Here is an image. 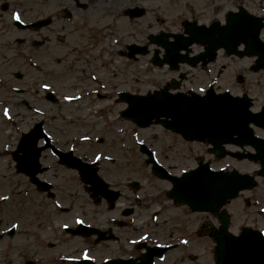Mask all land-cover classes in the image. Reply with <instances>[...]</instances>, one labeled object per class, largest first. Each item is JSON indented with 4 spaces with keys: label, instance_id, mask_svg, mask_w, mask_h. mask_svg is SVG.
<instances>
[{
    "label": "flooded vegetation",
    "instance_id": "1",
    "mask_svg": "<svg viewBox=\"0 0 264 264\" xmlns=\"http://www.w3.org/2000/svg\"><path fill=\"white\" fill-rule=\"evenodd\" d=\"M134 3L136 4V2ZM135 4H132L130 0L104 1L99 7L95 5L91 7L92 13L94 12L93 15L96 14L95 19L93 16L88 17L86 14H83L82 17L81 14L82 22L79 20L77 23L72 24L69 23V20L65 19L67 15L64 10H69L70 18L75 12L83 11V3L79 0H0V15L8 17L9 22V24H0V31L13 30L16 33H28L40 39V43L34 45L37 47L43 46L41 48L45 49L46 41L51 38V32L64 33L74 30L76 35L77 32L85 31L87 37L99 36V30L105 29L106 25L104 22L108 18V15H106L105 19L99 18L98 8L110 11L117 7L121 11V15L117 16L116 21H119L121 18L126 19V21L136 20L128 16L130 15L129 13L128 15L126 13L128 6H136ZM87 10L89 9H85V11ZM13 13L19 16L22 26H32L45 20H49V24L39 29H19L13 22ZM87 32H91V34ZM109 37L110 35L107 39L101 41L93 39L85 40L84 44L79 47V51H76L77 54L87 55L88 58L91 56V53L97 52L93 58L99 59L101 62L107 61V66H110L113 70L108 72L110 78L105 83V86L100 83L101 91L92 90L91 86L86 85L83 88H78V92L81 101L93 103L94 101H92L91 97H95L104 103L110 102L112 108L118 107L121 110L124 106L117 102L116 95L120 92L129 91L130 71L128 68L130 69L131 62V60L124 58L121 54L122 52L125 54V47L131 41L127 42L126 39H115V43H113ZM136 40H132V42L137 44L145 42ZM92 45L93 47L89 48ZM81 48H86L87 50L81 51ZM149 50L148 55L140 56L133 61L137 62L140 60L141 64H144V73H146V68L150 67L147 61L150 54H152V48ZM68 53H71V51ZM62 54H60V57H62ZM115 56L122 62L121 67H116L113 64L116 61ZM76 58V62H80L83 59L82 56H76ZM104 58L105 60H103ZM225 59L226 54L220 51L214 63L208 66L217 69V72L209 70V82L207 85V87L212 86L217 93L221 92L218 90L220 84L217 83V80H219L225 71ZM4 61L7 60L4 58ZM11 61L13 59L8 60V62ZM85 63L86 65L81 66V71L75 74V76L78 75L77 79L79 80H88L89 77L87 76H91L92 74L91 71L87 70L89 68L86 61ZM206 68L207 66L197 69L202 71ZM150 69L161 72V81L158 87L173 85L179 87L178 89L181 92H184L190 90L188 85H192L195 80L193 71L196 68L193 70L185 65L178 66L176 70H171L166 66L160 69L150 67ZM97 74L99 73L96 72ZM242 78L240 81L245 82V79ZM142 79V75L139 74L137 83L143 81ZM7 81L8 83L3 81L6 85L5 87L0 82V90L2 91V96L7 101L5 104L9 107L12 120L14 119L13 115H18L17 110L20 105L29 113L37 112V115H33V118L36 117L37 119H24L19 122L24 125L25 130L17 132L16 142L20 134L27 132L38 122H42L43 130L49 139L48 142L55 149L62 153L70 152L73 158L71 159L72 162H76L74 159L89 162L81 151L82 144L77 142L78 135L69 134L66 131L70 126L64 123L65 121L63 120L62 122L43 116L46 110L40 108L38 102H47L45 100V93L50 91V89L27 88L28 86L23 89L12 88V80L7 79ZM252 87H254V84L250 79L241 94L247 93ZM192 90L195 91V89ZM19 96L21 99H18ZM40 110H43L42 114L38 113ZM17 123L18 120L16 121ZM13 124L15 125L14 122ZM256 130L261 134H255L258 137L264 138V132ZM102 136H106L104 131L102 132ZM17 143L14 145V150L18 147ZM100 143H104V138H101ZM35 149H38L39 152V166L36 165L34 167L36 179L39 182L50 185L49 192L53 191L55 195L51 196V193L40 194L36 192V187H34L32 182L26 175L19 172L17 164H13L11 171L15 179V183L13 184L14 198L19 194L16 192L17 189H20L23 192L31 191L34 195L39 196V202L27 201L23 203L15 201L12 206L11 216L5 220L3 217L11 207L8 208L0 205V261L4 257L7 259L8 264H74L75 261L81 259L82 248H79V246L84 243L87 246L90 259L96 264L113 260H133L138 264L145 258L144 254L147 248L155 246L165 247L167 250L160 259H154V264H189L193 262L191 250L195 235H198L202 231L200 237L209 239L207 234H203L204 230L218 227L217 218L205 213L198 222L199 226L196 230L195 225H193L195 214L189 212L184 207H177L176 204L166 198V192L169 188L166 182L163 181L167 186H161V189L156 190H147L140 180H136L139 184L133 186L129 184L131 180L127 178L125 170L122 171L121 177L116 176L112 179L103 177L108 187L102 190L103 194H101V191H98L97 196L92 200L84 191L82 179L77 175L76 171L69 168L68 164H60L58 157L52 154L50 145L38 140ZM69 149H73V151H69ZM100 168L101 163L99 162V171ZM115 192H118L117 198H115ZM82 196L85 197L90 205V210L88 211L90 216L80 211L81 215L79 219L83 221L84 226H88L94 230V234L90 237H72L67 234L63 236L60 229H58V225H53L56 221L50 219L51 215L34 214L35 207L39 208L42 213L46 211L50 214L52 210L56 209V200L59 203L66 202L71 206L80 200ZM29 203H32L33 206L28 209L30 210L29 213L21 214L19 208L26 205L29 206ZM178 208L187 210L192 219L185 220L186 218L177 213ZM59 209L64 213L70 210L69 207H60ZM13 223L18 225L14 230L12 229ZM75 225H71V227H75ZM51 236L53 237L52 240L49 239ZM66 237L67 239H65ZM141 237H147V239H141ZM182 240L187 241V243L182 244ZM68 242L69 244H67Z\"/></svg>",
    "mask_w": 264,
    "mask_h": 264
},
{
    "label": "rangeland",
    "instance_id": "2",
    "mask_svg": "<svg viewBox=\"0 0 264 264\" xmlns=\"http://www.w3.org/2000/svg\"><path fill=\"white\" fill-rule=\"evenodd\" d=\"M82 5L83 11L75 12V16L72 17L71 22H78L81 19V14L86 13L85 9L95 6H101L103 0H79ZM140 1V0H139ZM136 2V0H135ZM142 2V0H141ZM146 7L145 17L136 22L141 24V28L138 26L135 28L130 26L131 38H135V35L132 34V29L141 31L142 33L154 34L161 30L170 32V33H179L182 31V24L185 20L197 21L199 24H209L211 20L220 21L228 11L234 9L238 5L245 7L250 13L264 17V0H146L144 3ZM99 18L105 19L108 15V20L106 24L107 27L113 30L114 33H124L122 28H118L123 24V20L119 19L116 21L119 13L117 8L111 9V11H104L103 8H98ZM91 10V9H90ZM88 16L95 15L92 13H87ZM93 23V22H92ZM0 24H9L8 17L0 15ZM91 34V32H87ZM65 34V35H64ZM51 38L46 41V48L43 49L37 47L34 44L40 43V39L29 35L28 33H16L13 30H1L0 31V82L7 81L11 79L12 87L23 88V86H29L30 88L36 87L41 88L42 85H47L51 91L60 98V103L58 105H51L47 102L40 101L39 106L43 110H46L43 113L45 118L56 119L59 121L69 122L70 125H73L70 128H67L69 134H77L78 142L82 144V152L90 156V160L96 154L101 156H109L110 159L104 160L101 159V174L104 177L112 179L113 177L122 176V171L125 170L127 178L140 180L142 185L147 190H156L161 189V186H166L164 183L158 182L155 180L147 167L143 166V158L137 151L138 141L146 142L153 150L156 159L163 165L170 166L174 169L173 173L180 174L183 171H186L189 168L195 166L198 158L202 155L207 159L206 149L204 145L201 144H186L183 143L175 135H172L159 126H152L147 130H135V128L123 121H117L118 119L115 116L116 110L118 107L111 108L110 105L109 113L105 114V109L102 107L103 103H98V99L95 97L92 98L93 103L88 101H81L80 99L75 103L66 102L64 100L65 96H78V88H83L86 85L92 87V90L101 91L100 83H106L109 81L110 75L108 72L113 71L112 68H107L106 71L101 72V67L99 59L93 58L97 52L91 53L88 58L87 55L77 54L76 51H79V47L82 46L85 42V37H87L85 31L74 32H64L59 34L58 32H51ZM262 39H264V29L261 34ZM66 40L65 43H61ZM138 41L145 39V34H140ZM90 46L89 48H92ZM99 47V45H98ZM88 48V49H89ZM86 51V48H81V51ZM71 53H68L70 52ZM195 51V49H193ZM62 54V57L59 54ZM65 53V54H64ZM68 53V54H66ZM76 56H82L83 59L80 62H76ZM3 57V59H1ZM4 58L8 61L13 59L9 63L4 62ZM87 62L88 71L92 72V75L88 80H79L77 79L78 75L75 76L78 72L81 71V66L86 65ZM250 60H238L235 58H229L225 62V71L217 80V83L220 84V91L228 90L231 94L235 95L240 93L242 90V85H246L245 82L240 83V86L236 84L235 77L238 74H246L249 72L247 69ZM116 67H121V62H115ZM145 66L140 62L135 64L130 63V74L137 75L140 74L142 77L146 76L147 85H145L144 91L151 89V84L153 81H156V84H159V79H154L156 75L159 76L160 73H157L154 70L146 68V73H144ZM212 71L217 72L216 68H210ZM96 72L99 73L96 75ZM208 72L209 69L206 68L202 71L196 69L193 71L195 73V80L192 85H188V88L195 89V91H200V89H205L208 84ZM247 78L253 79L255 84L254 89L249 93L255 99V108L264 103V76L252 75L250 73ZM96 76V80H92L91 77ZM103 84V85H104ZM199 89V90H197ZM91 90V91H92ZM1 94V90H0ZM18 99H21L19 97ZM7 101L2 95H0V125L3 126V133L0 137V150L5 149L7 146L13 149L16 143V134L19 131L25 130L24 125L19 122L26 120H34L32 115H29L23 110L18 109V115H13L14 119L9 121L8 118L4 119L2 113L3 109L8 107L5 104ZM9 108V107H8ZM98 109V116L95 110ZM40 110V114L42 111ZM93 114L95 116H93ZM108 114V115H107ZM11 115V114H10ZM3 119L6 120L3 122ZM18 123L16 124V121ZM9 121V122H8ZM62 121V122H63ZM104 121L109 122V126H104L102 124ZM15 123V125L13 124ZM105 123V124H106ZM110 134L108 133V131ZM94 131V136L88 135V132ZM102 131L107 132L109 137L106 138L103 145H100V148L97 150L92 148V145L89 143H95L96 138L102 136ZM19 135V133H18ZM87 135L90 141L81 142L80 137ZM108 141V142H107ZM130 142V144H129ZM4 158L3 162H0V196L9 195L8 199L3 202L4 207H11L6 211L3 219H7L11 216L12 206L17 201L12 199V194L14 192L13 184L15 179L12 176L13 163L10 161L9 155H1ZM209 161V160H208ZM227 168L236 169L242 173L253 174L255 170L258 169V166L254 163L247 161H231L227 159L224 161ZM224 164L217 163V165H212L213 167L219 168ZM117 174H113L116 173ZM22 190L17 189V192L21 193ZM34 199H33V197ZM24 203L27 201L38 203L39 199L35 197L34 194H31L30 191L22 193L19 196ZM64 207H70V210L67 214L63 213L60 217L55 215L53 212L50 214L46 211H42L35 207V215H44L50 216L52 221H56L53 225H58V229L62 225L71 226L75 223V219H79L80 211H83L85 214H88L90 210V205L84 196L80 198L74 205H69L66 202L61 203ZM32 203H29V206H23L19 209L21 214H27L32 208ZM264 179H258V185L256 188L252 189L249 192H242L239 194L238 198L230 203L228 206V212L231 217V223L229 229L232 233H237L241 227L249 226L255 229H258L261 232H264ZM177 213L182 215L185 220L192 219L190 213L185 209H177ZM187 214V215H186ZM90 216V214H88ZM193 218V225L195 229L198 226V222L201 220L200 215L196 214ZM49 239H53L51 236ZM67 239V237L65 238ZM69 244V242L67 243ZM66 244V246H67ZM65 246V247H66ZM84 250V243L79 246V248ZM212 247L213 244L209 241L208 238L200 239L195 238L191 254L193 255V262L189 264H212ZM3 257V255H2ZM11 259V257H9ZM9 261V260H8ZM0 264H8L7 259L3 257V261H0Z\"/></svg>",
    "mask_w": 264,
    "mask_h": 264
},
{
    "label": "water",
    "instance_id": "3",
    "mask_svg": "<svg viewBox=\"0 0 264 264\" xmlns=\"http://www.w3.org/2000/svg\"><path fill=\"white\" fill-rule=\"evenodd\" d=\"M262 19L252 20L246 18L241 10L233 14L227 26L221 31L220 36L214 27L209 29L188 28L189 38L176 42L175 55L180 49L196 42L207 45L212 52L220 46L234 48L240 42H246L255 49L249 55L259 56V66L264 67V52L258 50L261 46L258 34L262 28ZM257 49V50H256ZM248 54V53H247ZM147 96H126L128 109L121 113L124 118L138 124L147 126L154 119L163 123L174 132L179 133L184 139L190 141L207 142L212 146L211 152L218 158L224 156L222 146L234 144L240 147L252 146L256 154H238V159L247 158L259 161L261 169L257 176L264 178V141L252 137L248 128L249 123H254L264 128V115H253L248 111V100L236 99L224 93L222 95L198 96L191 94L185 96H169L164 91ZM237 136L236 138H234ZM148 162H153V173L167 178L172 183L170 197L181 205H187L192 211H205L218 215V210L229 200L235 199L239 192L253 189L257 183L253 176L240 174L237 171H213L208 163L200 164L196 169L184 173L180 178L166 175L163 168L157 165L152 157ZM221 227L214 235L212 241L214 264H264V236L250 228H242L239 235L228 232V215L225 211L220 215ZM243 235L239 243L233 244L232 240ZM154 251L148 253L146 264L152 263ZM80 264H92L83 261ZM112 264V263H106Z\"/></svg>",
    "mask_w": 264,
    "mask_h": 264
},
{
    "label": "snow or ice",
    "instance_id": "4",
    "mask_svg": "<svg viewBox=\"0 0 264 264\" xmlns=\"http://www.w3.org/2000/svg\"><path fill=\"white\" fill-rule=\"evenodd\" d=\"M12 19H13V20H19V16H18L16 13H13V14H12ZM113 43H115V41H113ZM91 79H92V80H96V76H92ZM42 87H44V89L47 90V87H48V86L45 84V85H42ZM200 91L203 92V89H200ZM73 99H75V100H79L80 97H78V96H65V97H64V100H65L66 102L71 101V100H73ZM37 111H38V110H37ZM3 115H4L5 118H8V117H9V109H8V108H4V109H3ZM88 139H89V137H88L87 135H84V136H81V137H80L81 142H83V141H87ZM69 151H73V149H69ZM101 159L108 160V159H110V157H109V156H101V155H99V154H96V155H94V158H92L91 162H92L93 164H96V163H98ZM101 194H103L102 187H101ZM7 199H8V197H6V196H0V201H6ZM57 207H59V205H57ZM261 211H264V209H261ZM75 224H77V225H81V224H83V221L77 218V219L75 220ZM17 227H18L17 224H15V223L12 224V229H13V230L16 229ZM64 227L66 228L67 225H65ZM260 235H261V236H264V232L260 233ZM243 238H244L243 235H241V236H240L238 239H236V240H232L231 237H228L227 239L230 240L233 244H236V243H239V241H240L241 239H243ZM141 239H147V237H141ZM181 243H182V244H186L187 241L182 240ZM84 258H85V259L87 258L86 254H85Z\"/></svg>",
    "mask_w": 264,
    "mask_h": 264
},
{
    "label": "bare ground",
    "instance_id": "5",
    "mask_svg": "<svg viewBox=\"0 0 264 264\" xmlns=\"http://www.w3.org/2000/svg\"><path fill=\"white\" fill-rule=\"evenodd\" d=\"M0 162L2 163L3 162V159H1Z\"/></svg>",
    "mask_w": 264,
    "mask_h": 264
}]
</instances>
